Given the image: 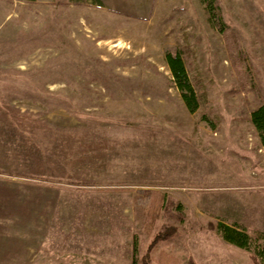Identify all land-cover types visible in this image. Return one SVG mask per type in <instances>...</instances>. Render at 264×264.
<instances>
[{
    "label": "rangeland",
    "instance_id": "obj_1",
    "mask_svg": "<svg viewBox=\"0 0 264 264\" xmlns=\"http://www.w3.org/2000/svg\"><path fill=\"white\" fill-rule=\"evenodd\" d=\"M182 1L123 15L0 0V238L40 243L30 264H144L169 228L153 264H253L264 0ZM168 52L184 59L194 111Z\"/></svg>",
    "mask_w": 264,
    "mask_h": 264
},
{
    "label": "crops",
    "instance_id": "obj_2",
    "mask_svg": "<svg viewBox=\"0 0 264 264\" xmlns=\"http://www.w3.org/2000/svg\"><path fill=\"white\" fill-rule=\"evenodd\" d=\"M20 2H31L36 0H16ZM46 3H53L54 11L59 12H69L73 13H92V12H113L123 15L125 14H140L142 8L138 5V0L136 2L131 0H38ZM180 2L184 3L182 0H147L145 8H152L156 5L160 6V10L168 8L171 3ZM166 6V8L162 7ZM8 14V13H6ZM6 233V232H4ZM8 238H0V260H25L30 264L32 259V254L40 248V243L36 241H30L29 238H24V232H20L17 238L13 237L10 232H7ZM40 250V249H39Z\"/></svg>",
    "mask_w": 264,
    "mask_h": 264
},
{
    "label": "trees",
    "instance_id": "obj_3",
    "mask_svg": "<svg viewBox=\"0 0 264 264\" xmlns=\"http://www.w3.org/2000/svg\"><path fill=\"white\" fill-rule=\"evenodd\" d=\"M208 2V0H204ZM210 6V5H209ZM167 62L172 70L173 76L175 80L178 82L179 87L184 89L185 86L189 89V91L183 92V98L188 106V108L192 111L195 110L197 106V98L194 90L189 82L188 70L185 65L184 59L181 53H177L173 55L168 52L166 54ZM252 122L260 136L261 144L264 147V102L255 110L252 111L251 114ZM158 212L154 214V219L157 218ZM219 230L223 234V236L231 241L232 243L244 247L246 249L251 248V237L245 231H238L236 229H232L228 225H224L223 223L219 224ZM175 228H169L165 231H160L156 234L154 239L149 245L148 251L143 256L142 260L144 264H153L151 262V252L157 245V243L168 237H171L175 234ZM259 235L264 239V233L258 232ZM251 258L253 264H264V242L259 244L255 248V252L251 254ZM187 264H197L194 259H190Z\"/></svg>",
    "mask_w": 264,
    "mask_h": 264
}]
</instances>
